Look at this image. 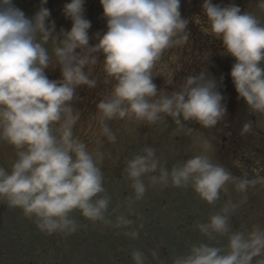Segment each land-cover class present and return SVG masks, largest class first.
<instances>
[{"label": "clouds", "instance_id": "clouds-1", "mask_svg": "<svg viewBox=\"0 0 264 264\" xmlns=\"http://www.w3.org/2000/svg\"><path fill=\"white\" fill-rule=\"evenodd\" d=\"M46 3L40 0L39 10L28 18L13 0H0V141L11 145L17 155L10 172L0 167V200L34 218L47 235L71 234L77 229L71 218L74 210L93 222L110 223L105 220L109 199L98 195L104 191L98 167L103 157L97 154L94 158L85 143L74 137L79 115L73 114L70 103L79 86L96 87L97 80L90 79L85 69L96 65L101 55L104 83L112 88L97 105L98 119L102 134L111 142L116 137L106 121L112 119L155 123L167 116L179 129L187 121L212 128L226 110L216 80L206 72L186 77L171 94L158 92L153 82L151 70L164 50L188 39L189 20L181 17L180 0H100L107 32L97 33L98 42L93 46H89L91 23L84 16L85 0H71L64 6L63 14L72 27L58 35L53 34L54 21L48 22ZM257 8L264 14V0H257ZM202 13L209 35L223 42L222 54L236 61L230 76L238 98L254 113L264 115V22L257 15L241 12L235 4L221 7L212 0H203ZM49 42L51 54L46 47ZM57 67L61 78L49 80L46 70ZM251 128V121L243 125L245 132ZM210 148L204 141V153ZM143 152L126 167L135 200L146 192L142 177L155 173L159 163L154 149ZM150 179L153 185L191 186L209 204L219 199L229 180H238L236 189L241 193L264 184V177L248 179L246 173L243 178H233L207 154L194 156L170 173L161 169L159 176ZM234 208L226 203L209 223L198 225L201 233L209 239L229 233L228 216ZM131 224L120 216L115 227ZM126 235L135 238L138 232ZM262 253L264 231L257 227L248 235L231 233L227 251L201 243L193 245L186 256L175 258L173 264H252ZM132 258L135 264H145L141 251H134ZM257 264H264V259Z\"/></svg>", "mask_w": 264, "mask_h": 264}, {"label": "rangeland", "instance_id": "rangeland-1", "mask_svg": "<svg viewBox=\"0 0 264 264\" xmlns=\"http://www.w3.org/2000/svg\"><path fill=\"white\" fill-rule=\"evenodd\" d=\"M70 2L71 0H47L44 5L50 11L48 22L55 23L54 35H58L62 29L65 32L71 30L72 22L63 14L64 6ZM212 3L221 7L235 4L240 7L241 12L246 11L257 15L264 22V14L258 10L257 0H212ZM13 4L28 18L33 17L40 8V0H13ZM180 4L188 17L192 19V23L201 26V31L209 35L207 31L209 25L202 13L203 0H180ZM84 10L85 18L91 23L88 31L89 46H93L98 42L94 38L96 34L99 33L102 36L107 32V20L103 17L100 0H85ZM46 47L51 54L52 43L49 42ZM182 47L185 48L183 44L173 46L172 49L175 51L173 54L168 51L171 47L165 49L151 70L158 92L171 94L181 88L183 74L179 61H187V58L182 60L179 57L180 53L182 55V50L184 54L187 53L186 49L180 51ZM186 48L190 50L192 47L186 46ZM218 57L225 62L223 71L225 76L232 69L230 58L233 57L223 55L222 52ZM103 59L101 55L96 65L85 69L90 79L97 80L96 87L79 86L70 103L72 108L75 106L77 108V110L73 108V114L79 115V119L73 126L74 137L85 143L94 158L97 154L103 157L98 162V167L103 174L104 191L98 195L109 199L105 220L110 223L93 222L83 217L79 210H74L71 213V218L77 224L74 233L59 232L60 235H47L41 232L35 220L31 222L20 208L11 207L6 201L0 200V264H128L129 261H126L124 254L129 253L132 257V253L137 250L144 256L145 254L149 256V260L145 259V264H159L160 258L153 256L157 254L155 251L152 253L151 250L160 248L163 255L177 258L186 256L193 245L204 243L227 251L231 233L242 232L248 235L257 227L264 231V184L249 187L246 192L241 193L236 189L238 180H229L224 186L226 191L222 189L219 199L209 204L202 200L191 186L173 187L170 183L168 186L153 185L151 182V176H159L161 169H166L170 173L174 167L181 166L200 154H207L212 163L223 166L218 154L222 140L217 132L208 136L196 126L197 130L181 132L176 126L167 125L166 119L169 117L165 116L155 123L127 118L112 119L106 121V124L115 135V141H109L102 134L97 106L94 110L87 109L85 112L83 110L92 102L99 103L111 92L112 84L104 83ZM261 66H264V63ZM59 71L58 67L55 70L50 68L46 70V75L49 78L54 76L52 80H58L61 76L55 73H60ZM217 91L223 97L222 104L226 110L220 120L223 121L224 127V123L229 121V118H226L232 113V100L235 97L227 82L221 83ZM241 100L234 112L237 123H242L239 125L238 134L240 137L250 135V140L247 142L251 145L246 148L252 147L264 151V142L256 136V133L264 132V115L254 113L242 98ZM249 121L252 122V128L245 132L243 125ZM153 133L162 135L165 139L160 145L156 141L153 142L156 144L154 151L155 159L159 162L158 168L155 173L142 177L146 192L142 199L135 200L133 181L129 178L126 167L136 155L145 154H142L141 141L145 143L147 137L143 135ZM220 134L222 135L223 132ZM251 138L254 140L251 141ZM204 141L211 145L207 153H204ZM224 155L227 157L226 161L232 166L235 164L241 168L238 161L230 157L228 151ZM16 159V150L6 142L0 141V167L10 172ZM259 161L262 163L263 159L259 158ZM106 171L112 173L114 177ZM257 176L264 177V171L250 173L251 179ZM226 203L235 205L228 216L229 233L216 234L214 238L209 239L201 233L198 225L209 223L212 216L221 213ZM6 207L12 209L8 215L4 212ZM120 216L131 220L132 224L128 227H115L117 218ZM132 231L138 232V236L133 238L126 235ZM147 246L151 250L146 251ZM261 259H264V253L254 257L252 264H257V261ZM164 261L173 264L174 259Z\"/></svg>", "mask_w": 264, "mask_h": 264}, {"label": "trees", "instance_id": "trees-1", "mask_svg": "<svg viewBox=\"0 0 264 264\" xmlns=\"http://www.w3.org/2000/svg\"><path fill=\"white\" fill-rule=\"evenodd\" d=\"M180 13H181L182 18L189 20L188 27L186 29V32L188 34V39H187V41L181 43L184 45L185 48L182 47L180 49V51L182 49H186L187 53L185 52V54H184L183 50H182V55H181V53L179 55V57L182 60L184 58H187L186 62L179 61V65H181L180 67H182V74H183L182 81H183V83L185 82L186 77L198 75L199 73L204 71L207 73V75L210 78H213L216 80L218 86L221 83L227 82L228 87L233 91V94L235 97L232 100V103H233L232 113H230V115L226 118V119L229 118V121H226L224 123V127H223V121H219L217 123V125L212 127V128H204V127L200 126L198 123H196L195 121H187V122H184V128L180 129V131L181 132L189 131V129H190V131H194V129L197 130L196 127H199L201 132L205 133L208 136L217 132L220 135V138H221L220 140H222L221 146H220V149L218 152V154L220 155L219 156L220 163H222L223 167L227 171L230 172L232 177L243 178L244 174L246 173L247 178L251 179V177H250L251 172L254 174V172H257L260 170L264 171V151L254 149L252 147H250L251 149L246 148V147L251 145L250 142H247L248 140H250V135H248L247 137H240L238 134L239 129H240L239 125H242V123H237V121L235 120L236 115H234V112L237 110V107L239 105V102L237 101L238 93L235 91V87H234V84H233L231 76H230L231 70L228 71V74H226L224 76L223 71H224V63L225 62L221 61L218 57V55L221 52H223V47H222L223 42L221 40L214 39L212 36L208 35L205 31L203 33L201 31L202 30L201 26L199 27L197 25H194L192 23V19H190L188 17L187 13L185 12V9L183 8V6L181 4H180ZM186 46H189V47L191 46L192 48L190 50H188L186 48ZM172 47H171V49L168 50L169 53H171V54H173L175 52L172 49ZM174 47H175V45H174ZM77 51H79V50H77ZM181 59H179V60H181ZM230 61H231L230 65L232 67L236 61L234 58H232V59L230 58ZM229 62H227V63H229ZM226 70H228V69L226 68ZM55 74L58 75L60 73H55ZM182 74H181V76H182ZM221 77H223L222 82H221ZM53 78H55V77L54 76H52L50 78L48 77L49 80H52ZM83 96L85 97V95H83ZM85 99L87 100L86 97H85ZM96 103H98V102H95V103L92 102L91 104L87 105V108L85 110H83V112H85L87 109H91V110L93 109L94 110L97 106ZM75 107H73V108L77 110V108H75ZM166 123L169 126L171 125V127L176 126V128L179 129L171 117L166 119ZM220 132H223V134L221 135ZM252 132H254L253 129H252ZM143 136L147 137L146 139L148 141L146 142V139H145V143H143V141H141V144H143L142 154H144L143 149H145V148L150 147V148L154 149V145H156V144L153 142L156 141L157 144L160 145V143L163 140H165V139H163L162 135H156L155 133L149 134V135L144 134ZM256 136L262 142H264V135L262 133H256ZM141 137H142V135H141ZM253 140L254 139L251 138V141H253ZM133 147H131V148H133ZM227 151L230 153V157L233 160L235 158L238 161V164H240L241 168L237 167L235 164H234V166H232L230 164V162L226 161L227 157L224 155V153H226ZM259 158L263 159L262 163L259 161ZM251 163H254V164H251ZM104 169H106V168H104ZM106 172L108 173V171H106ZM27 218L31 222L34 219V218H29V217H27ZM57 235H60V233L57 232ZM145 250L149 251L151 249H150V247L147 246ZM154 251L156 252L157 255H153V256L160 258L159 264H169L168 262H165L164 260H166V261L168 259L170 260L172 257L171 255H163V251L160 248L154 249L153 251L151 250L152 253H154ZM129 255H130L129 253L124 254V256H126V261H129L128 264H135V261ZM145 256H146L145 258L147 260H149V256L146 254H145Z\"/></svg>", "mask_w": 264, "mask_h": 264}]
</instances>
